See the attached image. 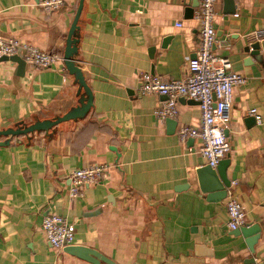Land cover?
<instances>
[{
  "label": "crops",
  "instance_id": "crops-1",
  "mask_svg": "<svg viewBox=\"0 0 264 264\" xmlns=\"http://www.w3.org/2000/svg\"><path fill=\"white\" fill-rule=\"evenodd\" d=\"M76 4L61 0L45 9L39 0H0V37L61 54ZM198 5L82 0L73 57L91 103L82 118L0 145V264H100L69 253L66 245H50L40 229L49 212L73 224L71 244L114 264H264V61L244 50L264 39V0H216L214 20V51L247 77L232 91L224 158L244 208L243 225L259 227L251 248L227 226L226 195L212 200L199 190L196 169L206 164L199 139L178 138L181 125L198 127V104L178 98L177 115L166 117L171 124L153 114L163 95L136 91L144 72L185 74L197 48ZM79 92L65 68L24 63L17 75L13 62L0 61V129L60 115ZM92 162L107 165L103 175L69 199L68 172Z\"/></svg>",
  "mask_w": 264,
  "mask_h": 264
},
{
  "label": "built area",
  "instance_id": "built-area-1",
  "mask_svg": "<svg viewBox=\"0 0 264 264\" xmlns=\"http://www.w3.org/2000/svg\"><path fill=\"white\" fill-rule=\"evenodd\" d=\"M39 3L45 9H54L59 6L61 0H39ZM215 3L216 0H199V5L193 13L197 22L198 42L194 55L187 58L185 74L178 78H163L144 72L136 87L139 94L155 93L166 96L160 105L153 109V114L159 118L177 115L179 97L197 101L200 112L198 127L181 125L177 135L181 141L188 137H197L200 141L197 151L211 167H216L229 151L225 128L230 119L232 91L235 86L243 85L247 80L245 75L231 68V61L227 56L214 51L217 42L214 27ZM15 53L25 64L37 67L57 65L59 69H64L60 53L40 50L15 37H0V56ZM248 113L254 115L257 122L261 120L255 108L248 109ZM106 168L107 165L101 162L72 168L67 175V197L70 199L80 196L81 189L99 180ZM235 182L232 180L226 187L224 200L227 226L230 229H236L245 222L244 208L232 191ZM40 229L52 247L60 248L73 242V224L61 215L50 212L44 214Z\"/></svg>",
  "mask_w": 264,
  "mask_h": 264
},
{
  "label": "water",
  "instance_id": "water-1",
  "mask_svg": "<svg viewBox=\"0 0 264 264\" xmlns=\"http://www.w3.org/2000/svg\"><path fill=\"white\" fill-rule=\"evenodd\" d=\"M82 0H77V4L69 23L68 29L66 31L64 46L62 50V62L67 73L71 74L73 80L77 84V92L81 89L77 97V103L69 107L60 115H55L51 118L34 119L28 124L16 125L14 127H5L0 129V145H4L8 142L9 137H16L18 135H27L32 132H47L58 122L69 120V119H79L82 118L88 111L91 103V93L87 87L83 75L79 66L75 63L73 55L76 52V36L75 31L77 29L76 20L81 8ZM192 15V7H189ZM231 10V9H230ZM245 51L249 52L255 60L262 62L264 61V39L251 41L244 47ZM0 61H10L15 64V74L22 75L24 62L19 57L17 53L5 56H0ZM166 98L165 95H163ZM183 99L184 97H179ZM193 100V99H191ZM197 103L196 100H193ZM167 123H173L174 120L171 118H166ZM226 135V134H225ZM228 163L227 158H222L216 165V167H211L208 164L200 166L196 169V178L199 190L207 193V198L209 199H222L226 195V187L230 185V180L226 177L225 169ZM237 230L247 237L246 241L249 247H252L253 242L256 240L259 231V227L255 224H245L237 228ZM254 234V235H253ZM65 250L69 253L81 257L83 259L92 261L94 263L100 264H114L112 261L97 253L94 249L85 247L83 245L68 244L65 246ZM252 259H249V261Z\"/></svg>",
  "mask_w": 264,
  "mask_h": 264
}]
</instances>
